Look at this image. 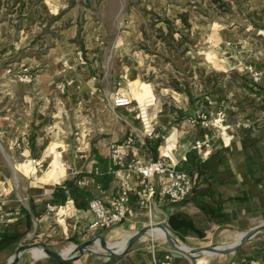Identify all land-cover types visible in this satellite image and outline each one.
<instances>
[{"label": "crops", "instance_id": "0c3cea01", "mask_svg": "<svg viewBox=\"0 0 264 264\" xmlns=\"http://www.w3.org/2000/svg\"><path fill=\"white\" fill-rule=\"evenodd\" d=\"M63 1L66 2L59 0L58 3ZM93 1L100 0H80L72 9L58 11L66 14L70 25L65 39L50 46L49 58L35 76L14 86V92L9 91L24 113L17 115L12 129L5 126L10 110L0 115V126H4L0 130V177L8 184L4 196L13 211L11 216L0 219L3 227L0 234L20 235L16 242L0 243V262L12 259L36 235L56 234L58 224L60 231L68 229L66 224L70 221H74V232L78 231L79 235L73 234V242L80 244L93 239L89 233L84 237L81 234V229L85 230L93 218L88 207H78L68 196L63 202L67 206L51 215L47 204L54 201L57 186L67 180L86 190L91 198L108 199L124 178L123 169L113 157L112 145L132 133L135 143L131 150L137 156L150 161L160 155H172L180 161L179 168L195 177V190L177 202L164 201L156 194L151 212L139 205V195L134 192L124 222L102 232L107 231L108 237L120 238L111 244L119 249L137 231L147 227L146 233L126 251L124 247L118 256L112 257L109 252L75 253L77 256L70 264H264V230L243 241L248 231L264 225V74L259 82H254L247 69L253 66L264 70V0H207L210 5L235 4L245 22L241 29L233 27L224 31L215 27L201 46L196 42L199 17L189 9L179 10L187 13L189 22L182 31L188 37V50L182 56L172 55V49H168L157 32L149 31L148 24L155 18V29L161 28L167 33L168 16L158 13V17L146 20L136 14L129 30L122 23L118 25L109 61L115 62V58L121 61L123 57L118 55L126 57L128 51H132V56L112 73L106 62L98 59L107 40L106 30L101 31L102 44L97 41L96 45L89 46L84 41L82 15ZM148 1L152 2L117 0L121 7L116 19L123 17L125 5L129 9L132 4ZM145 32L152 35V40H144ZM78 34L83 37L79 46L70 40ZM126 36L132 37V41H127ZM173 36L178 38L180 33L176 31ZM142 42L150 48H142ZM156 51L166 60L158 59ZM192 51L203 53L210 69L192 60ZM65 60L69 67L64 65ZM161 64L170 76L158 79L156 68ZM23 66L25 70L31 67L24 63ZM181 74H190V84L199 83L202 92L194 96L193 92L179 91L168 84L171 76ZM116 90L131 95L132 104L116 106L113 103ZM140 103L155 128L151 137L142 134ZM222 108L227 111L230 122L253 120V127L239 129L228 143L220 136L215 137L205 158H201L191 145L212 130L199 121L198 114L203 110L215 113ZM29 132L32 134L26 144L20 140L24 148L16 147L14 138L17 142L22 134ZM43 161H48V170L38 175L27 173L34 164ZM80 180L84 183L79 184ZM161 225L189 248L228 247L243 242L232 252L174 256L169 242L157 235H167ZM152 243L156 245L155 258L150 251ZM99 244L97 240L96 245ZM75 247L71 244L63 252L56 251L72 255ZM43 249L22 250L16 264H59L41 259L46 255Z\"/></svg>", "mask_w": 264, "mask_h": 264}, {"label": "rangeland", "instance_id": "374dc122", "mask_svg": "<svg viewBox=\"0 0 264 264\" xmlns=\"http://www.w3.org/2000/svg\"><path fill=\"white\" fill-rule=\"evenodd\" d=\"M58 2L59 0L56 5L55 0H0V115L5 114V111L10 110L9 118L5 122V126L8 129L13 128L17 115L24 113L20 108V104L17 103L14 98H11L9 91L14 92V86H17L23 80H29L32 76H35L37 69L42 68L43 63L49 58L48 50L50 46L58 45L60 40L65 39V33L70 28V25L65 17L66 14L61 15L58 11H60L61 8L64 10H70L75 7L80 0H66V2L63 1L61 4ZM88 6V10L84 8V13L82 15L84 41H87L89 46L96 45L97 41L102 44L101 31L104 29L106 30L107 40L103 42V52L98 59L99 61L103 60L106 62L107 69H110V73L117 70L118 66H123L122 63L132 56V51H128L126 57L118 55V57H123L121 61L116 58L115 62L113 59L112 61H109V56L112 53L110 47L117 38L116 35L119 31L118 25L122 23L125 25L124 29L129 30L132 27V18L136 14L142 15L148 20V18L158 17V13H160L164 16H168L169 21L174 20L176 24H180L181 20L178 18L180 13L179 10H182L183 8L189 9L199 17V20H197L199 35H196L198 36L196 42L200 46L208 38L210 32L213 31L212 29L215 27L217 30L218 27H220V30L223 29L224 31H229L233 27L241 29L245 22L241 19V9L235 4L216 3L215 5H210L207 0H194V2L191 1L188 3L185 0H152V2L148 1L146 3L141 2L135 5L132 4L129 9L127 8L128 5H125V8L122 11L123 17L120 19L121 22H119V19H116V15L121 7V4L117 2V0L93 1V4ZM153 20L154 21L148 24V28H151L149 31H153L154 33L156 32V29L155 27H152L151 24L156 23V20L155 18H153ZM165 22H167V20ZM72 38L73 37L70 39L71 42L73 41L72 43H75L78 46L83 42V37L79 34L73 39ZM126 40L132 41V37L126 36ZM156 40H158V38H156ZM165 44L167 43L165 42ZM220 45L222 48L224 47V44ZM96 47L98 48V46ZM122 47L121 49H123ZM156 53L160 56L158 59L166 60L160 51H156ZM190 55V58L192 60H197L201 67L204 65L207 67L206 69H210L203 53L192 51ZM117 60H119V62ZM23 63L30 65L31 67L28 70H25ZM161 65H156V75L158 79L161 78V76H170V74H168V69ZM181 67L183 66L181 65ZM108 82L109 81L105 84L106 87L109 86ZM190 85L191 86L188 88L189 91H186L187 93L193 92L194 96H196L202 92V86L199 83ZM1 128L4 129V126H0V130H2ZM31 134V132H29V134H22L17 142L16 138H14L13 141L15 142V146L18 148H24L22 146H25L24 143L26 144V141L30 139ZM22 139L24 140V143L18 144ZM1 157L2 153L0 150V159ZM33 167L34 168L27 173H29V175H38L48 170L49 163L48 161H43L38 165L34 164ZM8 170L10 174L11 168ZM0 179L4 180V177L1 175ZM3 210L4 207L3 209H0V219L3 218ZM57 210L58 209L47 212L54 215V212ZM66 225H68V229H62V231H60L61 226L58 224L56 227V234L48 235L47 233H44L41 236L36 235L25 243L36 242L37 247L39 248L45 246L63 252V250L71 244L78 245V243L72 241L74 240L73 234L78 235V231L74 232L75 228L73 229L74 221H70L69 224ZM85 230H87V228ZM85 230L81 229L83 237L84 234L89 233V236H93V239L97 237V240L99 239L100 242L105 241L108 245L120 241V238L108 237L106 235L107 231H97L92 233ZM99 233L104 236L101 237V235H98ZM241 235L242 234L240 233L238 237ZM126 236L128 237L129 235ZM164 240H166V237H164ZM113 249L122 250L119 249V247H114ZM85 252L97 254L108 251H106L102 245L97 246L95 242ZM41 259H50V257L46 253Z\"/></svg>", "mask_w": 264, "mask_h": 264}, {"label": "built area", "instance_id": "2783aa9c", "mask_svg": "<svg viewBox=\"0 0 264 264\" xmlns=\"http://www.w3.org/2000/svg\"><path fill=\"white\" fill-rule=\"evenodd\" d=\"M64 65L70 66L67 60L64 61ZM247 69L250 71L254 82L261 80L264 70L253 66H248ZM132 101L131 95L124 94L119 90L115 91L113 103L116 106H128L132 104ZM139 108L144 123L142 134L145 137H151L155 132V128L147 119V110L144 105L140 103ZM198 119L205 127L212 130V132L196 138L191 145V149L201 158H205L215 137L220 136L226 140L224 143H228L227 141L231 140L234 133L239 129L253 127V120L230 122L227 118V111L223 108L215 113L203 110L198 114ZM134 143L135 135L132 133L122 142L113 143L112 154L116 163L123 169L124 178L121 179L122 181L116 192L108 199L99 196L90 199L88 210L93 214V218L88 222L86 231L95 233L123 223L128 216L130 201L134 192L139 195V205L147 208L149 212L154 208L156 194H159V197L164 201L177 202L185 199L193 192L196 184L195 177L189 171L178 167L180 162L178 159L170 154H164L156 159L144 161L137 156L136 152L131 150ZM18 144L21 143L18 142ZM78 183L83 184L84 181L80 180ZM6 186L5 182L0 179V209L4 207L3 218L9 217L13 213L7 206L8 202L4 196L7 191ZM66 206V203L54 204L50 202L47 204V210H60ZM2 229L3 227L0 225V232ZM95 240L97 241V237ZM176 242L179 245L183 244L180 239ZM150 251L155 258V243H152Z\"/></svg>", "mask_w": 264, "mask_h": 264}, {"label": "trees", "instance_id": "16d2710c", "mask_svg": "<svg viewBox=\"0 0 264 264\" xmlns=\"http://www.w3.org/2000/svg\"><path fill=\"white\" fill-rule=\"evenodd\" d=\"M178 17L181 19L182 25H178L175 23V21H169L167 20L168 24V32L165 33L163 29L157 28V36L161 37L164 42H166L168 45V49H172V55L174 56H182L185 55L188 47L186 45V42L188 41V37L183 35L182 31L183 28L189 26V22L187 19V13L186 12H180ZM176 24V25H175ZM154 24H151L152 27ZM178 31L180 33V37L176 38L173 36L174 32ZM144 40H152V35L148 34L147 32L144 33ZM142 48L149 49L150 46L146 42L141 43ZM181 47V49H180ZM190 74H184L182 76H171L168 84L174 87L176 90L179 91H189L188 88L190 86ZM149 78V77H148ZM196 187V184H195ZM194 187V190H195ZM193 190V191H194ZM193 193V192H192ZM71 196L78 207L80 208H87L89 205V201L91 199L89 193L75 184L72 181L67 180L63 185H58L55 191V199L52 203L57 204V203H63L67 200V197ZM2 236V237H1ZM0 243L4 244H10L13 242H16L20 239L19 234H0ZM115 257V256H112ZM51 261L54 263H59V264H70V261H59L53 257H50Z\"/></svg>", "mask_w": 264, "mask_h": 264}, {"label": "water", "instance_id": "95a60500", "mask_svg": "<svg viewBox=\"0 0 264 264\" xmlns=\"http://www.w3.org/2000/svg\"><path fill=\"white\" fill-rule=\"evenodd\" d=\"M161 226L167 232L166 240L169 242L171 247L174 249V252H173L174 256H182L183 254H191V253H196V252L200 253V252H206V251L216 252V253L232 252V251H235L242 244L244 240L249 239L254 234H256L258 231L264 230V225L257 226L245 234L243 241L237 242L228 247L212 245V246H205V247H190L189 249H184L181 245H179L176 242V240L170 234L169 229L165 225H161ZM148 229L149 228L145 227L137 231L136 233H134L128 240L126 247L123 249V251H126L136 240H138L141 236H143ZM95 241H96L95 239H89L87 241H84L76 245V247L73 250L74 253L72 255H64L61 252H58L56 250H53L47 247H45L44 250L50 257H53L59 261H70L76 258L77 255H75V253L83 254L86 249H88L93 243H95ZM101 245L104 247L106 251L109 252L111 256H118L122 252L120 250L113 249L114 247L111 245H108L105 241L101 242ZM32 247H37V243L31 242V243H26L22 245V247L18 249L17 252L13 255L12 259L6 262H0V264H16L20 256V252L22 250L32 248Z\"/></svg>", "mask_w": 264, "mask_h": 264}, {"label": "bare ground", "instance_id": "6f19581e", "mask_svg": "<svg viewBox=\"0 0 264 264\" xmlns=\"http://www.w3.org/2000/svg\"><path fill=\"white\" fill-rule=\"evenodd\" d=\"M154 232H155V230H154ZM160 232H161V231H160ZM155 233L157 234V232H155ZM157 235L160 236V237H163V238H164V237H167V235H160V233H158ZM151 237H152V236H151ZM151 237H150V238H151ZM98 240H99V239H98ZM238 240H239V239H238ZM100 245H101V244H99V246H100ZM125 245H126V243H125ZM181 246H182L184 249H189V247H186L184 244H182ZM124 247H125V246H124ZM124 247H123V248H124ZM123 248H122V249H123ZM42 249H43V248H42ZM43 250H44V249H43ZM44 251H45V250H44ZM45 252H46V251H45ZM206 253H210V252H209V251H206Z\"/></svg>", "mask_w": 264, "mask_h": 264}]
</instances>
